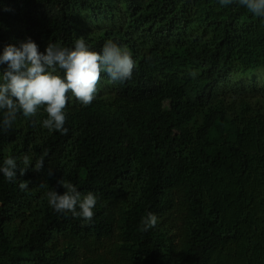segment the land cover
<instances>
[{"label": "trees", "instance_id": "1", "mask_svg": "<svg viewBox=\"0 0 264 264\" xmlns=\"http://www.w3.org/2000/svg\"><path fill=\"white\" fill-rule=\"evenodd\" d=\"M118 2L0 0V55L83 37L135 62L123 83L102 74L87 107L69 93L67 134L42 127L43 109L0 127V167L33 163L13 183L0 173V264H264V84L244 79L264 70V18L219 0H124L106 27ZM60 179L98 197L91 223L49 206Z\"/></svg>", "mask_w": 264, "mask_h": 264}, {"label": "clouds", "instance_id": "2", "mask_svg": "<svg viewBox=\"0 0 264 264\" xmlns=\"http://www.w3.org/2000/svg\"><path fill=\"white\" fill-rule=\"evenodd\" d=\"M233 3L264 18V0H219L221 6ZM0 65H7V69L0 73V112L3 113L0 127L8 131L18 114L33 119L43 109L47 118L43 119L42 127L49 133L56 131L67 134L68 129L64 125L69 93L76 102L87 107L96 98L102 74L108 76L110 83H123L131 79L135 62L127 48L118 46L111 39L106 41L102 52L97 53L90 50L81 37L74 41V48L65 47L60 42H50L44 53L31 39L19 47L8 45L0 55ZM190 75L195 77L196 73ZM22 165H18L14 158H6L0 173L7 182L13 183L17 180V169L19 175L24 176L33 165L28 155L23 157ZM43 169L44 156H41L35 161L32 171L39 173ZM52 174V170H49L48 175ZM29 183L20 182V189H28ZM57 184L65 191L63 194H58L55 189L46 191L49 206L56 213H71L73 218L79 217L85 223H91L98 197L91 192L81 194L64 179L58 180ZM39 187L47 189L48 185L41 183ZM157 221L155 214L148 213L141 221V230L147 232L156 226Z\"/></svg>", "mask_w": 264, "mask_h": 264}, {"label": "rangeland", "instance_id": "3", "mask_svg": "<svg viewBox=\"0 0 264 264\" xmlns=\"http://www.w3.org/2000/svg\"><path fill=\"white\" fill-rule=\"evenodd\" d=\"M120 3H124V0H120ZM120 3L118 2V5H117V7H116V11H115V18L114 19H112V21L110 22V23H108V24H106V27H111V26H114V24H117V22L122 18V16H123V14H124V12H125V10H124V8L120 5ZM38 21L40 22V24L42 25V26H44V25H46V23H47V21H46V19L44 18V17H40L39 19H38ZM102 25H103V23H100L99 25H98V27H102ZM137 36L139 37V35L137 34ZM252 78H256V79H258V85L259 86H261V85H263L264 84V70H258V71H256V73H254L253 75H249V76H246V77H244V79H252ZM167 110V103H164V104H162L161 105V107H160V111L161 112H164V111H166ZM167 117H166V115L165 114H163L162 116H161V119H162V122H163V126H165L166 124H167V119H166Z\"/></svg>", "mask_w": 264, "mask_h": 264}]
</instances>
